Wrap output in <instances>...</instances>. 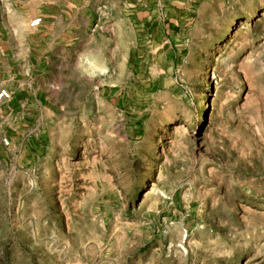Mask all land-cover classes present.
<instances>
[{"label": "rangeland", "instance_id": "obj_1", "mask_svg": "<svg viewBox=\"0 0 264 264\" xmlns=\"http://www.w3.org/2000/svg\"><path fill=\"white\" fill-rule=\"evenodd\" d=\"M17 1L0 264H264V0H166L148 21L110 0L53 53Z\"/></svg>", "mask_w": 264, "mask_h": 264}, {"label": "crops", "instance_id": "obj_2", "mask_svg": "<svg viewBox=\"0 0 264 264\" xmlns=\"http://www.w3.org/2000/svg\"><path fill=\"white\" fill-rule=\"evenodd\" d=\"M20 1L18 0L17 3ZM33 1V5L28 10V14L32 18L30 23L37 18L36 15H40L41 17L38 18L41 19V25L33 28L35 32L30 34L33 39H30L29 46L36 49L45 47L48 53H53L56 48H68L71 41L69 35L71 30H88L94 19L93 17L98 14H107V12H110L108 6L112 5L110 0H41L39 7L38 1ZM165 1L120 0L121 13L133 15L135 11L133 9L135 7L134 3H136L137 6H140L136 9L138 15L147 16L145 20L148 21L154 19L155 15L166 14ZM176 1L181 0H174V4H176ZM102 4H105L103 5L105 10L101 7ZM155 22L147 23V25Z\"/></svg>", "mask_w": 264, "mask_h": 264}, {"label": "built area", "instance_id": "obj_3", "mask_svg": "<svg viewBox=\"0 0 264 264\" xmlns=\"http://www.w3.org/2000/svg\"><path fill=\"white\" fill-rule=\"evenodd\" d=\"M41 25V19L38 18L34 21L31 22V27L33 28H37ZM10 93L6 90V89H2L0 91V97L3 98V99H9L10 98Z\"/></svg>", "mask_w": 264, "mask_h": 264}]
</instances>
